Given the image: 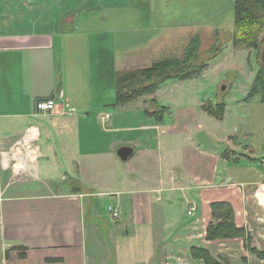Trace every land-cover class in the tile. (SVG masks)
Listing matches in <instances>:
<instances>
[{"label":"crops","instance_id":"1","mask_svg":"<svg viewBox=\"0 0 264 264\" xmlns=\"http://www.w3.org/2000/svg\"><path fill=\"white\" fill-rule=\"evenodd\" d=\"M31 1L0 0V264H205L194 248L264 264V101L245 97L258 66L233 97L208 99L197 75L119 104L118 71L155 40L114 57L104 29L80 33L78 8L50 23ZM55 91V110L38 111ZM218 102L222 117L205 107ZM221 201L254 250L207 238Z\"/></svg>","mask_w":264,"mask_h":264},{"label":"rangeland","instance_id":"2","mask_svg":"<svg viewBox=\"0 0 264 264\" xmlns=\"http://www.w3.org/2000/svg\"><path fill=\"white\" fill-rule=\"evenodd\" d=\"M15 3L18 0H14ZM236 0H32L31 16L37 21L44 19L59 21L68 17L62 6L72 5L81 12L80 33L99 36V30L108 34L110 51H131L140 44H150L143 60L128 64L127 69L149 67L159 58L178 55L193 36L199 34L202 52L213 50L212 45L219 41L220 53L212 59L199 77L202 84L193 88L204 91L214 100L219 97H233L242 93L253 79L251 68L262 64L264 49V29L259 34V48H237L230 41L234 25V6ZM101 7V8H100ZM129 12L130 14H127ZM78 13V14H79ZM68 15V16H67ZM77 15V14H76ZM130 17H129V16ZM79 15H77L78 21ZM85 20V21H84ZM94 30V31H93ZM219 31V33L216 32ZM93 33H95L93 35ZM160 48L154 45L161 39ZM190 39V40H189ZM159 46V45H158ZM259 63V64H258ZM172 79L166 80L169 84ZM201 82V81H200ZM225 87V88H224ZM169 87L164 91L167 95ZM217 97V98H216Z\"/></svg>","mask_w":264,"mask_h":264},{"label":"trees","instance_id":"3","mask_svg":"<svg viewBox=\"0 0 264 264\" xmlns=\"http://www.w3.org/2000/svg\"><path fill=\"white\" fill-rule=\"evenodd\" d=\"M234 25L230 41L237 48H259V34L264 29V0H236L234 6ZM219 33L218 30H216ZM184 47V51L178 55L162 57L153 61L149 67L122 69L117 74V103L124 104L135 97L154 93L158 86L170 78H189L200 75L209 62L221 51L219 41L212 45L213 50L202 52L201 37L196 34ZM263 51V50H262ZM259 64V63H258ZM256 77L251 83L246 100L261 96L264 101V61L259 64L256 70ZM210 113L217 117H222L224 102L217 104L209 103L205 106ZM212 215L214 220L210 221L207 227V238H231L242 236L246 240V245L251 246V236L235 222V212L230 202L221 201L212 204ZM16 248V247H12ZM195 257L202 258L205 264H221L211 253L204 248H194ZM24 255V254H23Z\"/></svg>","mask_w":264,"mask_h":264},{"label":"built area","instance_id":"4","mask_svg":"<svg viewBox=\"0 0 264 264\" xmlns=\"http://www.w3.org/2000/svg\"><path fill=\"white\" fill-rule=\"evenodd\" d=\"M60 96L61 93L59 91H55L53 95L37 99L35 105L36 109L41 112H49L55 110V108L58 106L57 103L60 100ZM64 103V105H68L66 102ZM110 210L112 211L114 217L119 216L118 210H115L112 207H110Z\"/></svg>","mask_w":264,"mask_h":264},{"label":"water","instance_id":"5","mask_svg":"<svg viewBox=\"0 0 264 264\" xmlns=\"http://www.w3.org/2000/svg\"><path fill=\"white\" fill-rule=\"evenodd\" d=\"M262 60L264 61V49L261 53ZM225 88V87H224ZM133 152V149L130 146H122L118 149V155L123 159L126 160Z\"/></svg>","mask_w":264,"mask_h":264}]
</instances>
